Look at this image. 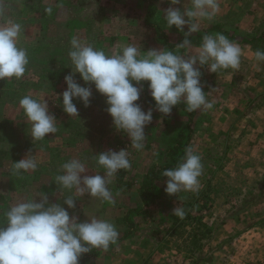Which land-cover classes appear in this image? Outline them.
<instances>
[{
  "label": "rangeland",
  "instance_id": "obj_1",
  "mask_svg": "<svg viewBox=\"0 0 264 264\" xmlns=\"http://www.w3.org/2000/svg\"><path fill=\"white\" fill-rule=\"evenodd\" d=\"M123 1L78 0L69 5V0H0L5 18L23 27L19 46L26 49L29 61L21 79L0 81V121L8 127L0 130V223L10 206L21 199L44 194L51 203L67 208L63 200L72 196L76 207L68 209L70 215L80 222L91 217L110 220L119 232L117 243L106 251L96 249L98 253L89 258V264L264 263V62L255 60V51L241 48L236 70L216 74L206 67L200 69L213 108L193 111V130L187 143L202 158L198 192L170 196L164 191L167 178L157 182L155 194L148 200L141 192L149 169L168 160L173 134L187 128L189 116L183 109L161 114L147 104L142 85L137 103L145 112L152 108L153 119L145 127L144 147L139 151L114 127L106 98L94 85L85 84L78 73L75 79L92 88L90 105L85 107L74 98L79 115L71 117L63 111L65 76L72 71L68 52L73 38L108 54L127 45H135L141 54L162 48L177 51L176 45L182 43L183 33L175 26L168 29L164 20L163 11L172 6L168 0H156L153 19L174 44L172 49L157 40L158 31L145 25L147 3L129 0L128 16ZM218 4L216 16L202 21L191 37L216 24L231 33L258 34L263 29L264 0H218ZM188 6L190 0L175 5ZM49 7L51 14L45 11ZM216 33L220 32L208 35ZM261 46L264 51V40ZM197 48L191 44L185 54H195ZM25 95L47 101L57 120L55 134L33 143L28 132L31 125L19 106ZM122 149H127L131 167L119 170L108 185L113 203L79 195L74 189L59 191L55 178L63 174L64 163L79 159L88 169L86 175H104L95 155ZM28 154L39 162L37 169L15 174L13 163ZM176 207L183 208V218L173 214ZM129 221L134 223L132 228Z\"/></svg>",
  "mask_w": 264,
  "mask_h": 264
},
{
  "label": "clouds",
  "instance_id": "obj_2",
  "mask_svg": "<svg viewBox=\"0 0 264 264\" xmlns=\"http://www.w3.org/2000/svg\"><path fill=\"white\" fill-rule=\"evenodd\" d=\"M182 0H168L172 6L164 10L168 29L173 26L183 33L182 43L177 51L152 49L141 54L135 45H127L119 52L108 54L90 43L73 38L68 52L71 74L65 76L66 90L62 94L63 111L69 116L79 115L73 102L79 99L85 107L90 105L92 88L82 86L75 76L88 85H94L98 93L106 98L107 113L114 127L127 135L131 146L142 150L146 138L145 127L153 119V109L147 112L137 103L142 85L155 101V110L168 115L173 108L183 103L189 112L210 110L213 103L207 98L201 83V68L211 73L240 67L242 50L224 34L204 35L195 54H178L179 49H190L191 37L200 30L204 20L211 21L219 11L218 0H190L188 7H175ZM49 14L52 8H46ZM0 81L21 79L28 65L25 48L19 46L23 32L20 23L5 18L0 10ZM187 26V31L185 27ZM255 60L264 62V51L256 50ZM199 65V66H197ZM135 85H141L137 87ZM19 106L30 123L29 134L33 143L41 141L48 134L57 132V120L50 112L46 100L25 95ZM127 149L108 150L95 155L96 165L104 169V175H86L85 163L72 159L62 165L61 175L55 184L59 191L75 190L79 195L113 203L111 184L119 170L131 167ZM38 161L32 154L13 163V171L20 175L35 171ZM203 172L202 158L192 147L185 150V156L175 168L165 169L162 176L167 178L164 191L170 196L180 192H198L199 178ZM37 197H40L39 201ZM75 198L65 197L63 204L51 203L47 195L21 199L5 213L0 223V264H80L82 255L93 249L108 250L117 243L119 232L113 222L91 217L80 222L68 209L76 207ZM173 214L183 218V208L176 207Z\"/></svg>",
  "mask_w": 264,
  "mask_h": 264
},
{
  "label": "trees",
  "instance_id": "obj_3",
  "mask_svg": "<svg viewBox=\"0 0 264 264\" xmlns=\"http://www.w3.org/2000/svg\"><path fill=\"white\" fill-rule=\"evenodd\" d=\"M141 2H145L148 5L147 8V14L145 18V25L153 28L154 31H158L159 34H157V40L160 41V43L164 44L166 47L172 49L174 48V44L170 43L167 36L165 35L162 27L159 25L157 21L153 19L157 12V5L155 4L156 0H139ZM218 29V31L221 34H224L228 37V39L234 41V42H241V43H249L253 45L255 48L259 47V44L264 40V34H257V33H246L241 35V38H238L236 35H232L229 32H223L222 30L219 29L218 26L214 27ZM205 34H199L195 37H189L191 40V43H196L197 40L203 39V36ZM177 50V49H175ZM185 49H179L178 54H183ZM143 91L145 95V100L148 105H151L155 107V101L150 95V92L148 90V84L144 83L143 84ZM183 109L185 113L189 116L188 123H187V128L184 130H181L177 135L173 134L171 141H174V143L170 142L169 146L167 148V154H168V160L164 163L161 164H155L153 165L149 171L147 172L145 176V181L142 184V195L144 200H148L150 196L155 194V191L157 189V182L166 179L165 177L162 176V172L165 169H170V168H175L179 163L182 162L184 156H185V150L188 148L187 143L191 138L192 134V122L194 120V112H189L186 110V106L181 103L177 105L176 107L173 108L172 112L177 111L178 109ZM171 112V113H172ZM162 114V113H161ZM6 123L3 121H0V130L5 131L8 127H6ZM174 137V138H173ZM1 139V136H0ZM134 212H137L135 209L131 210ZM129 217L127 215L126 219ZM134 223L132 221H129L128 226L132 228ZM130 232L126 231V235ZM119 240V238H118ZM112 245H110L111 247ZM98 251L96 249H93V251L86 253L81 256L80 258V264H89L88 260L93 254H97Z\"/></svg>",
  "mask_w": 264,
  "mask_h": 264
},
{
  "label": "crops",
  "instance_id": "obj_4",
  "mask_svg": "<svg viewBox=\"0 0 264 264\" xmlns=\"http://www.w3.org/2000/svg\"><path fill=\"white\" fill-rule=\"evenodd\" d=\"M21 1V0H20ZM25 2H27V0H24ZM67 1V0H66ZM78 0H69V5H72V4H74L75 2H77ZM133 1H135V0H133ZM123 2H126V3H123V4H127L128 6H127V10H126V12H127V15L129 16V14H128V12L131 10V7L130 6H132V3H130V1L129 0H126V1H123ZM131 4V5H130ZM132 10H133V8H132ZM84 11V10H83ZM81 12V11H80ZM216 26H218L219 27V29L220 30H222L223 32H224V30H223V28L219 25V24H216V25H213L211 28H210V30H208V31H206V32H204V33H202V34H205V35H208V33H210L211 31H215V30H217L218 31V29H216V28H214V27H216ZM162 29H163V27H162ZM164 30V29H163ZM225 32H228V31H225ZM230 34H234V35H236L238 38H241L242 36L241 35H243V33L244 34H246V33H251V32H248V31H242V32H237V31H235V33H231V32H229ZM254 33H256V32H254ZM258 34H264V27H263V29L262 30H260L259 31V33ZM199 35V34H198ZM200 35H201V33H200ZM197 36V35H196ZM230 40V39H229ZM230 41H232V40H230ZM201 42H202V39H200V40H197V42L196 43H191V44H193V45H197V47H199L200 46V44H201ZM233 43H236V44H238L239 46H240V48H247V49H251V50H253V51H255L256 52V50H257V48H255L253 45H251V44H249V43H239V42H234V41H232ZM262 43V42H261ZM258 50H262V46H261V44H259V47H258ZM185 52H186V49L184 50V53H183V55L185 54ZM247 60H249V61H252L250 58H248Z\"/></svg>",
  "mask_w": 264,
  "mask_h": 264
},
{
  "label": "built area",
  "instance_id": "obj_5",
  "mask_svg": "<svg viewBox=\"0 0 264 264\" xmlns=\"http://www.w3.org/2000/svg\"><path fill=\"white\" fill-rule=\"evenodd\" d=\"M251 264H264V263H256V262H253V263H251Z\"/></svg>",
  "mask_w": 264,
  "mask_h": 264
}]
</instances>
